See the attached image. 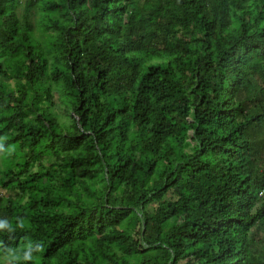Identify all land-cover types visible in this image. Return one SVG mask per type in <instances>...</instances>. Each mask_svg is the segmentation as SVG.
Returning a JSON list of instances; mask_svg holds the SVG:
<instances>
[{"label": "trees", "instance_id": "trees-1", "mask_svg": "<svg viewBox=\"0 0 264 264\" xmlns=\"http://www.w3.org/2000/svg\"><path fill=\"white\" fill-rule=\"evenodd\" d=\"M0 137L38 264H264V0H0Z\"/></svg>", "mask_w": 264, "mask_h": 264}, {"label": "clouds", "instance_id": "clouds-1", "mask_svg": "<svg viewBox=\"0 0 264 264\" xmlns=\"http://www.w3.org/2000/svg\"><path fill=\"white\" fill-rule=\"evenodd\" d=\"M4 139L5 137H0V151L4 149ZM17 229H25L23 218L18 217L15 226L8 218H0V232L8 233L9 239H14ZM42 252L43 245L27 237L18 247H11L0 241V264H38V257Z\"/></svg>", "mask_w": 264, "mask_h": 264}, {"label": "bare ground", "instance_id": "bare-ground-1", "mask_svg": "<svg viewBox=\"0 0 264 264\" xmlns=\"http://www.w3.org/2000/svg\"><path fill=\"white\" fill-rule=\"evenodd\" d=\"M6 197V196H5ZM4 198V197H3Z\"/></svg>", "mask_w": 264, "mask_h": 264}]
</instances>
